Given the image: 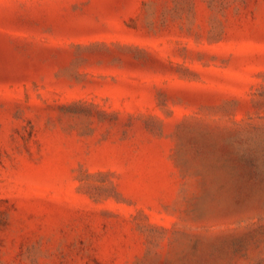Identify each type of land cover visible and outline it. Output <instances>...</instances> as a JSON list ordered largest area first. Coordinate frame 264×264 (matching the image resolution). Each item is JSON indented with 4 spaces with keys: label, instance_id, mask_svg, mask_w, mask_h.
Here are the masks:
<instances>
[{
    "label": "rangeland",
    "instance_id": "374dc122",
    "mask_svg": "<svg viewBox=\"0 0 264 264\" xmlns=\"http://www.w3.org/2000/svg\"><path fill=\"white\" fill-rule=\"evenodd\" d=\"M0 264H264V0H0Z\"/></svg>",
    "mask_w": 264,
    "mask_h": 264
}]
</instances>
